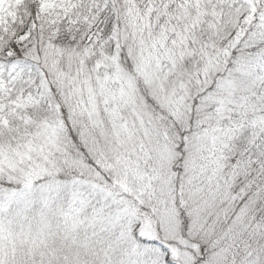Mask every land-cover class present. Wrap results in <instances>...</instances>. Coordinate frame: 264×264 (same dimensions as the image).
<instances>
[{
	"label": "snow or ice",
	"instance_id": "snow-or-ice-1",
	"mask_svg": "<svg viewBox=\"0 0 264 264\" xmlns=\"http://www.w3.org/2000/svg\"><path fill=\"white\" fill-rule=\"evenodd\" d=\"M0 264H264V0H0Z\"/></svg>",
	"mask_w": 264,
	"mask_h": 264
}]
</instances>
